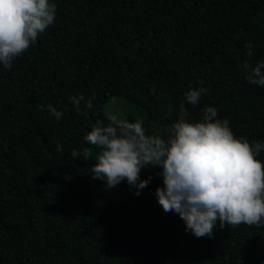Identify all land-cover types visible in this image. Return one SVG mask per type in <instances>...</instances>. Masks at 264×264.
I'll return each instance as SVG.
<instances>
[{
    "label": "trees",
    "instance_id": "16d2710c",
    "mask_svg": "<svg viewBox=\"0 0 264 264\" xmlns=\"http://www.w3.org/2000/svg\"><path fill=\"white\" fill-rule=\"evenodd\" d=\"M50 3L54 24L0 66V264H264V226L217 222L211 239L196 238L158 204L159 167L141 171L152 179L139 195L126 181L109 189L87 172L98 149L84 141L113 102L165 139L181 105L191 119L207 105L237 138L264 142V87L242 68L264 61V0ZM199 86L207 95L187 104ZM76 94L91 100L87 116L69 102ZM83 147L90 161L71 157ZM256 158L264 164V151Z\"/></svg>",
    "mask_w": 264,
    "mask_h": 264
},
{
    "label": "clouds",
    "instance_id": "9594fccd",
    "mask_svg": "<svg viewBox=\"0 0 264 264\" xmlns=\"http://www.w3.org/2000/svg\"><path fill=\"white\" fill-rule=\"evenodd\" d=\"M56 13L50 0H0V66L10 70L16 58L54 24ZM245 48L251 57L253 44L248 42ZM242 68L248 83L264 87V61L255 66L245 61ZM207 93L203 86L190 88L186 102L196 106ZM69 102L84 116L82 102L85 108H93L82 94L70 96ZM47 110L57 121L62 119L64 113L55 106L49 104ZM106 121L97 120L84 136L88 145L98 149L95 162L87 169L91 178L103 180L109 189L126 181L136 189L134 195H139L152 179H141V171L159 167L156 175L162 178L163 187L154 192L158 204L166 213L175 212L185 231L196 238L211 239L217 222L221 229L226 225L264 226V164L256 158L264 151V142L237 138L215 107L206 105L199 119H191L181 105L166 139L147 134L139 120L129 122L110 115ZM56 150L62 153V145L58 143ZM70 155L90 161L93 148L74 149Z\"/></svg>",
    "mask_w": 264,
    "mask_h": 264
},
{
    "label": "rangeland",
    "instance_id": "374dc122",
    "mask_svg": "<svg viewBox=\"0 0 264 264\" xmlns=\"http://www.w3.org/2000/svg\"><path fill=\"white\" fill-rule=\"evenodd\" d=\"M116 103V102H115ZM117 107H119V110L116 109V107L114 106L113 102H109L106 106H105V111L108 115H116L118 116L120 119H123V117L128 113V111H125V104H120V103H116ZM135 112L134 114L137 115L139 117V109L134 108Z\"/></svg>",
    "mask_w": 264,
    "mask_h": 264
}]
</instances>
